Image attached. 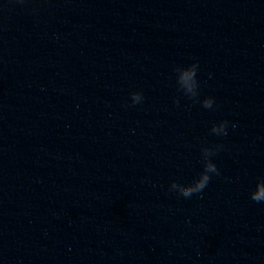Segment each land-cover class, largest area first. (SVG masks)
I'll return each mask as SVG.
<instances>
[{
	"label": "clouds",
	"instance_id": "obj_1",
	"mask_svg": "<svg viewBox=\"0 0 264 264\" xmlns=\"http://www.w3.org/2000/svg\"><path fill=\"white\" fill-rule=\"evenodd\" d=\"M20 3H24L25 0H19ZM198 63H192L191 65L176 66L174 72L176 73V83L178 89L181 90L186 96L195 100L198 95L199 82L197 80ZM144 97L140 92L131 93L132 104H138L143 101ZM202 106L206 109H212L214 105V99L212 97L205 98L201 101ZM228 121H221L218 124L214 123L211 128V132L216 135H227ZM216 149L209 147H202L201 153L204 161V169L193 182L185 185L177 181H172L170 184V190L177 192L179 195L190 198L193 194L201 193L208 185L211 175H219V170L215 163L210 159L215 154ZM250 199L257 203H264V178H259L256 181L255 189L250 193Z\"/></svg>",
	"mask_w": 264,
	"mask_h": 264
}]
</instances>
